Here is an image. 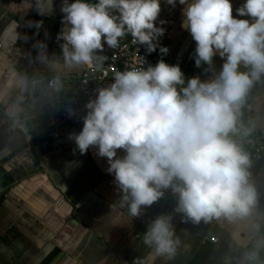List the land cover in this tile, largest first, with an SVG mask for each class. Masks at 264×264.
Listing matches in <instances>:
<instances>
[{"label": "clouds", "instance_id": "obj_1", "mask_svg": "<svg viewBox=\"0 0 264 264\" xmlns=\"http://www.w3.org/2000/svg\"><path fill=\"white\" fill-rule=\"evenodd\" d=\"M166 3L174 8L177 0ZM38 4L41 14L52 11L53 0ZM179 4L184 6L182 27L196 42L195 65L207 66V79L186 80L179 64L163 59L154 66L145 67L144 61L123 71L113 68V82L95 90V98L85 105L82 130L68 138L81 155L91 148L107 159L106 171L114 176L121 204L133 217L170 190L177 198L175 212L184 222L264 218L257 188L250 181V155L234 139L254 131L244 124L242 110L255 84L264 78V0H245L236 16L231 0H179ZM60 10L63 28L57 40L63 41L62 56L49 58L47 45H36L37 59L55 75L45 81L11 70L0 82V103L13 90L21 93L9 107L13 117L23 111V93L61 91L63 70L102 69L108 59L102 55L105 44L117 49L131 36V43L145 46L149 54L157 47L162 55L169 51L158 43L165 34L163 27H157L161 0H63ZM215 57L223 60L219 71ZM172 219L159 215L143 236L145 245L169 259L181 243ZM262 226L254 223L255 232ZM233 239L247 249L239 264H264V236L255 238L250 248L239 233Z\"/></svg>", "mask_w": 264, "mask_h": 264}, {"label": "crops", "instance_id": "obj_2", "mask_svg": "<svg viewBox=\"0 0 264 264\" xmlns=\"http://www.w3.org/2000/svg\"><path fill=\"white\" fill-rule=\"evenodd\" d=\"M62 2L53 0L52 11L41 14L38 0H0V42L20 46L40 67L25 72L0 51V82L11 70L44 79L55 75L37 59L36 45L46 44L49 58L62 56L63 41L57 40L63 28ZM231 2L236 16L235 10L245 0ZM161 8L157 27H163L165 34L158 43L169 49L166 59L171 63L181 61L186 80L194 76L207 79V66L195 65L196 42L182 27L184 6L177 0L173 8L161 0ZM130 39L128 36L124 41ZM107 50L105 44L102 55L106 56ZM214 63L219 71L223 60L215 57ZM84 68L61 73L68 75L73 85ZM20 95L19 90H13L0 103V264H239L247 249L237 244L234 234L248 239L249 248L255 238L264 236V226L258 233L253 227L254 223L264 225L260 217L235 223L224 219L184 222L182 214L175 212L177 198L170 190L144 208L139 217L131 216L127 206L121 204L114 176L106 171L107 159L91 148L84 155L74 151L76 145L68 138L69 133H79L83 125H65L59 139L45 135L49 115L61 109L62 93L48 89L23 93V111L13 117L9 107ZM245 106L254 115L244 124L254 131L264 129V78L255 84ZM118 155L123 152L118 151ZM249 171L259 194L260 211L264 212V165L251 162ZM162 214L173 217L181 241L170 259L158 256L143 243L149 223Z\"/></svg>", "mask_w": 264, "mask_h": 264}, {"label": "built area", "instance_id": "obj_3", "mask_svg": "<svg viewBox=\"0 0 264 264\" xmlns=\"http://www.w3.org/2000/svg\"><path fill=\"white\" fill-rule=\"evenodd\" d=\"M0 51L7 55L11 61L18 63L25 72L38 71L40 68L38 61L18 45H5L0 42ZM107 51L106 56L108 59L103 68L85 67L80 76L73 82V85H71L68 75L60 73L63 80V88L59 91V93H62L61 109L59 113L50 114L48 117V127L45 134L48 138L59 139L63 127L67 124L83 125L82 117L87 112L85 105L89 100L95 98V90L113 82L111 69L115 68L123 71L125 68L143 65L144 61L146 62L145 67L154 66L161 59L170 65L179 64L180 67L182 66L181 61L169 62L166 56L160 53V49L149 54L141 45H133L131 39L128 41L123 40L119 48H108ZM105 72L108 73L107 76L104 75ZM52 77H47L45 81L50 80ZM70 112L75 114L70 116ZM234 139L243 144L245 151L250 155L251 162L258 163L261 166L264 165V129L253 131L248 137L239 136L234 137ZM211 240L216 242L217 238L212 237Z\"/></svg>", "mask_w": 264, "mask_h": 264}, {"label": "trees", "instance_id": "obj_4", "mask_svg": "<svg viewBox=\"0 0 264 264\" xmlns=\"http://www.w3.org/2000/svg\"><path fill=\"white\" fill-rule=\"evenodd\" d=\"M242 111H243V117H242L243 122H249L253 118L254 115L253 110L247 106H244Z\"/></svg>", "mask_w": 264, "mask_h": 264}]
</instances>
